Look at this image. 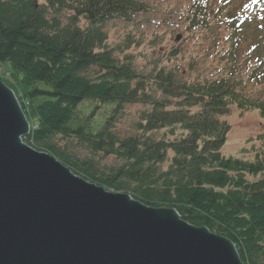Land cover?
<instances>
[{
  "label": "trees",
  "instance_id": "1",
  "mask_svg": "<svg viewBox=\"0 0 264 264\" xmlns=\"http://www.w3.org/2000/svg\"><path fill=\"white\" fill-rule=\"evenodd\" d=\"M148 9L137 0H0V63L9 65L0 80L31 125L24 142L91 183L152 208L176 209L190 224L231 240L244 264H264V139L256 162L227 158L222 150L231 127L220 120L231 106L264 118V103L247 91L264 84V0L244 26L227 11L226 73L192 84L165 68L145 78L108 46L109 21H130ZM192 10L193 29L218 26L208 0ZM252 24L259 35L243 44ZM129 105L150 111L141 115L140 134L122 140L114 129ZM75 142L123 164L100 172L93 161L72 158ZM247 175L261 178L249 182Z\"/></svg>",
  "mask_w": 264,
  "mask_h": 264
},
{
  "label": "water",
  "instance_id": "2",
  "mask_svg": "<svg viewBox=\"0 0 264 264\" xmlns=\"http://www.w3.org/2000/svg\"><path fill=\"white\" fill-rule=\"evenodd\" d=\"M30 132L0 80V264H244L231 240L85 180Z\"/></svg>",
  "mask_w": 264,
  "mask_h": 264
},
{
  "label": "rangeland",
  "instance_id": "3",
  "mask_svg": "<svg viewBox=\"0 0 264 264\" xmlns=\"http://www.w3.org/2000/svg\"><path fill=\"white\" fill-rule=\"evenodd\" d=\"M137 1L144 3L149 8L148 11L134 15L130 21H109L105 25L108 46L115 51L119 61L127 59L145 78L153 75L156 68H165L167 71H175L180 83L191 84L216 80L226 73L227 60H223V57L229 49V31L224 15L227 11L234 10V14L239 19L254 3L253 0H232L233 5L227 10L223 0L221 5L220 0H211L215 5L211 6L210 16L214 17L212 14L214 11L219 24L212 27V31H206L204 28L193 29L190 24L192 8L197 0ZM246 32L243 44L252 40L255 35H259L258 31L256 32V24H252ZM178 36L179 41H177ZM262 45L264 47V41ZM6 66L9 65L0 63L1 75L8 73ZM14 89L18 94L24 91L20 84ZM247 91L253 101L264 103V84L250 86ZM149 111L150 108L142 105L126 106L123 119L114 129L115 134L122 140L138 135L137 127L141 122V115ZM220 120L231 127L222 154L227 158L256 162L258 153L263 150L262 139H264V118L260 113L242 111L237 106H231L229 112L220 117ZM162 135L157 133L154 136L162 138ZM69 152L72 158L93 161L100 172H109L123 164L118 157L93 153L76 142ZM173 155L169 153V158L172 159ZM169 166V163L164 164V170ZM78 175L82 176L80 172ZM258 178L260 179L261 176H246L249 182H255ZM107 190L114 192L111 189Z\"/></svg>",
  "mask_w": 264,
  "mask_h": 264
},
{
  "label": "bare ground",
  "instance_id": "4",
  "mask_svg": "<svg viewBox=\"0 0 264 264\" xmlns=\"http://www.w3.org/2000/svg\"><path fill=\"white\" fill-rule=\"evenodd\" d=\"M27 144V143H26ZM28 145V144H27ZM30 146V145H29ZM31 147V146H30ZM33 148V147H32Z\"/></svg>",
  "mask_w": 264,
  "mask_h": 264
}]
</instances>
